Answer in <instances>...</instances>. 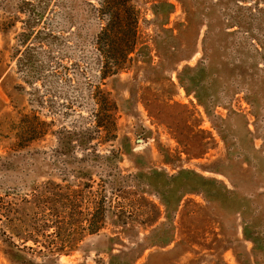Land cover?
<instances>
[{
    "label": "rangeland",
    "instance_id": "1",
    "mask_svg": "<svg viewBox=\"0 0 264 264\" xmlns=\"http://www.w3.org/2000/svg\"><path fill=\"white\" fill-rule=\"evenodd\" d=\"M138 3L150 58L103 77L97 0H0V230L38 235L25 256L41 264H264V0ZM187 66L201 103L178 82ZM145 91L193 111L189 152L149 116ZM114 105L113 129L86 141ZM68 129L78 139L60 147ZM181 169L154 185L165 208L150 171ZM77 171L125 225L86 231L97 203L60 198L82 192ZM57 247L69 251L38 253ZM0 264H13L1 249Z\"/></svg>",
    "mask_w": 264,
    "mask_h": 264
},
{
    "label": "trees",
    "instance_id": "2",
    "mask_svg": "<svg viewBox=\"0 0 264 264\" xmlns=\"http://www.w3.org/2000/svg\"><path fill=\"white\" fill-rule=\"evenodd\" d=\"M98 7H96L97 11H99V16L101 19V26L99 32L96 36V41L99 45V55L103 58V63L101 65L102 76L106 77L108 75H116L119 71L127 69L138 60H148L149 56V48L147 45H142L141 41H139V0H97ZM168 7H171L172 4L168 2H164ZM154 7V6H153ZM154 11H157V8L154 7ZM192 67H184L179 73H177V79L180 85L184 88L187 94L193 92L195 97L199 103L202 101L199 99L198 95L194 90H190L192 84L191 78H186L185 74L192 71ZM132 97L134 96V90H130ZM142 102L147 110L149 116L155 119L159 124L164 125L166 129L169 131L173 138L177 140L178 144L184 145L186 152H189L190 146L194 145V141L190 134L193 131V125H188V122L193 117V111L188 108L187 104L180 102H171L161 101L157 95L152 93L151 91H145L143 93ZM116 109V106L113 107H101L99 108V124L94 126L95 131H91L86 134V141L89 139L97 138L98 135L100 137V132L104 131L105 133H109L110 130L114 127V122L112 120L113 110ZM124 109V108H123ZM195 122V120H194ZM203 132V130H201ZM62 137H57L59 139L60 147H71L73 146L72 142L78 139L76 136V132L73 129H68L63 131ZM117 138L116 135H112L111 139ZM201 137V136H200ZM201 138H198V141ZM123 144V143H122ZM119 147L123 150V152L127 153V149L118 143ZM201 145V144H200ZM64 152L67 150L63 149ZM114 155H119L118 150H112ZM195 155L199 154V152H195ZM168 162L167 159H165ZM190 170L181 169L176 174L167 175L165 171H150L149 186L150 190H154V193L159 197L161 203L165 208L168 207L169 201L168 196H164V193L160 192L159 187H154L155 184L159 186L171 185L172 180L179 179L180 175L188 174ZM76 174L78 176L86 178L87 181L83 183V189L80 188L79 191H82L80 195L69 194L68 189L69 186H66L67 193L60 195L62 200H68L73 198V200H77L76 202H81L84 200V195L87 198V201L96 202L97 205L93 209L92 212L88 213L85 217L86 222V231L91 234L97 232L100 228V224H103V220H109L111 223L125 225L126 223L118 218L114 219L116 215L111 210L110 205H105V199L99 201V195H96L95 191L92 190V175L90 172H82L77 171ZM163 175L166 177H163ZM159 178V179H158ZM205 179V178H203ZM62 180H66L62 178ZM190 184V183H189ZM78 185V184H77ZM62 187L61 185H58ZM187 187V192H194L195 189L193 183ZM189 188V189H188ZM167 193L169 191H166ZM186 192V190H185ZM202 192V191H201ZM170 194V193H168ZM179 197V196H178ZM79 198V199H78ZM82 199V200H81ZM71 200V199H70ZM45 203L48 200H43ZM71 202H75L72 201ZM77 204V203H75ZM105 206V207H104ZM2 210V207H0ZM184 211V210H183ZM184 213V212H182ZM159 211L155 212V215H158ZM47 215V214H45ZM44 225L48 226L47 221L48 218H44ZM1 221V219H0ZM153 218L147 219L145 222H152ZM145 225V223H144ZM150 235L145 236V239L148 240ZM32 241L33 243L38 242V235L33 233H25L21 234L19 232H12L10 235L1 232L0 230V249L2 252L11 260L13 264H41L39 262H35L32 259L27 258L25 255L27 247L25 243L27 241ZM18 241V242H17ZM166 238H157L147 241V245H165L167 243ZM69 250H64L62 247H57L55 249H48L47 251L39 250L38 253L44 255L45 257L53 254H60L68 252Z\"/></svg>",
    "mask_w": 264,
    "mask_h": 264
}]
</instances>
